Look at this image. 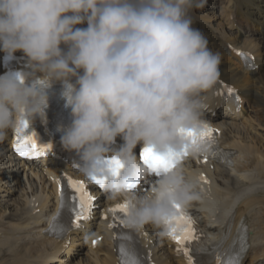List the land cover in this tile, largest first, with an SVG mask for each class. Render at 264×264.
I'll list each match as a JSON object with an SVG mask.
<instances>
[{
  "label": "clouds",
  "instance_id": "obj_1",
  "mask_svg": "<svg viewBox=\"0 0 264 264\" xmlns=\"http://www.w3.org/2000/svg\"><path fill=\"white\" fill-rule=\"evenodd\" d=\"M206 5L207 0H0V51L9 57L23 52L42 82L68 87L72 122L61 143L79 156L83 175L107 178L104 191L111 199L127 198L125 224L133 230L151 224L164 235L167 221L179 215L177 206L201 198L181 161L162 171L147 193H132L127 185L152 173L137 156V145L161 156H198L208 149L199 139L205 94L219 80L222 56L193 28L189 14ZM47 101L35 85L0 77V142L21 120L43 118ZM117 137L123 140L118 151L112 148ZM109 156L123 165L118 175L96 167Z\"/></svg>",
  "mask_w": 264,
  "mask_h": 264
},
{
  "label": "bare ground",
  "instance_id": "obj_2",
  "mask_svg": "<svg viewBox=\"0 0 264 264\" xmlns=\"http://www.w3.org/2000/svg\"><path fill=\"white\" fill-rule=\"evenodd\" d=\"M205 7L213 10L203 13ZM205 7L190 11L192 26L203 33L213 52L221 53L220 77L241 91L251 110L214 122L221 130L220 138L227 136V140L221 142L232 151L227 160L199 165L190 161L182 163L186 176L195 182L201 194V198L190 206L204 219L202 226L208 230V246L220 245L224 239L220 246L225 248L242 235L249 240V246L245 248L240 264L245 258L247 261V257L249 264H263L264 0H207ZM229 13L234 14L233 20L228 19ZM233 23L235 29L228 31L226 25L230 27ZM77 27L86 28L87 24ZM235 47L256 52L259 69L253 76L240 70L242 62L234 53ZM74 80L72 78L70 82ZM51 104L64 115H71L66 98L52 100ZM238 118L242 122L235 121ZM253 129L260 132L254 134L251 132ZM12 158L4 142H0V166L15 163L14 166L21 167V161L16 162ZM8 169L5 168L7 173L0 172V179H4L3 175L12 178L10 190L18 192V206L16 213L10 211L0 215V264H51V261L52 264H61L67 257L66 262L70 263L80 247L75 249L72 246L75 241L71 237L55 239L47 232L49 216L55 212V186L48 180L49 174L43 173L47 164H43L40 171ZM14 176L17 179L13 180ZM6 186L1 184L0 192ZM105 227L102 221L93 226L92 236L83 246L87 254L79 259L78 264H121L120 253ZM142 231L141 246L146 247L147 264H182L181 260L173 259L172 249L167 247L157 227L147 224ZM77 234L82 237L85 232ZM97 236H101V240L91 246V239Z\"/></svg>",
  "mask_w": 264,
  "mask_h": 264
},
{
  "label": "snow or ice",
  "instance_id": "obj_3",
  "mask_svg": "<svg viewBox=\"0 0 264 264\" xmlns=\"http://www.w3.org/2000/svg\"><path fill=\"white\" fill-rule=\"evenodd\" d=\"M231 91V89H229ZM28 126L26 120H21L16 129V142L14 148L20 156L31 158L33 155L47 154L51 149V145H39L33 135H26L25 129ZM215 130L208 128L205 125L204 129L199 135V139L205 141L207 144L213 141V133ZM190 137H193V143H196V135L193 132H188ZM215 152V148L213 149ZM187 151L183 154H169L168 156H161L155 153L150 148H144L140 153L141 161L149 168V170L159 176L162 171L166 172L169 169L175 167L176 163L182 161L186 157ZM207 157H205V160ZM109 169L114 175H118L120 169L123 167L120 160L116 157L111 158L107 161ZM88 179L104 189L107 182V178L102 175H92ZM140 183H129L127 188L129 191L137 190ZM66 186L68 191L64 188L61 189V208L66 209L71 214L72 222L79 226V221L88 218V212L91 207L92 197L86 190L85 184L82 181H76L68 178L66 181ZM179 215L173 217L167 221L169 225L168 236L174 240L177 245L178 253H183L187 259L188 264H205V261L201 260L200 253L209 252L208 249L204 248L202 243H200L201 234L197 233L193 227V222L191 217L187 213L177 206ZM113 213L122 214L120 216V222L124 223V217L127 215L128 205L127 203L117 205L115 208L110 209ZM175 225V226H173ZM110 227H115V225H110ZM124 240H130L132 237L130 235H124L122 237ZM95 244L96 241H93ZM220 245L211 250L212 252H218ZM246 245L243 242V237H240V247L230 252L226 260L221 261L220 257L217 255V264H240L241 257L245 252ZM120 252L122 255H127L128 259L123 262V264H145L144 261L138 258L134 250H129L125 244L120 245ZM207 264H211L208 261Z\"/></svg>",
  "mask_w": 264,
  "mask_h": 264
},
{
  "label": "rangeland",
  "instance_id": "obj_4",
  "mask_svg": "<svg viewBox=\"0 0 264 264\" xmlns=\"http://www.w3.org/2000/svg\"><path fill=\"white\" fill-rule=\"evenodd\" d=\"M208 9H207V11H208V13H211V10H213V9H211V8H209V7H207ZM205 12V10H203V13ZM260 131H256V133H259ZM256 138V137H255ZM262 148H264V144H262ZM3 180H5L6 181V183L8 184L10 181V178L9 177H5ZM3 180L2 181H0V185H1V183L3 182ZM6 190H7V188H5V190H3L2 192H0V215H2V214H7V213H9L10 211L12 212V213H14L15 212V210H16V208H17V206L15 205L16 204V200H17V194H15V193H13L12 195H11V199H8L7 197H6ZM263 217H264V215H262ZM82 253H83V255H76L77 257H74L72 260H71V262L70 263H65V264H78L79 262V259L80 258H84L85 257V255L87 254L86 252H85V249H83V251H82Z\"/></svg>",
  "mask_w": 264,
  "mask_h": 264
}]
</instances>
